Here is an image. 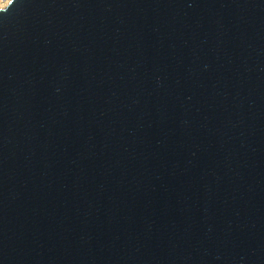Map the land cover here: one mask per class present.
I'll use <instances>...</instances> for the list:
<instances>
[{
  "label": "water",
  "instance_id": "95a60500",
  "mask_svg": "<svg viewBox=\"0 0 264 264\" xmlns=\"http://www.w3.org/2000/svg\"><path fill=\"white\" fill-rule=\"evenodd\" d=\"M0 264H264V0L0 8Z\"/></svg>",
  "mask_w": 264,
  "mask_h": 264
},
{
  "label": "snow or ice",
  "instance_id": "6c2138e0",
  "mask_svg": "<svg viewBox=\"0 0 264 264\" xmlns=\"http://www.w3.org/2000/svg\"><path fill=\"white\" fill-rule=\"evenodd\" d=\"M12 0H0V8L6 7V5L10 4Z\"/></svg>",
  "mask_w": 264,
  "mask_h": 264
}]
</instances>
